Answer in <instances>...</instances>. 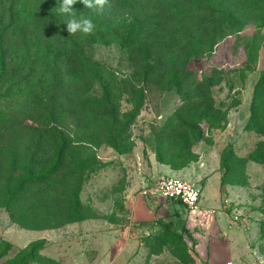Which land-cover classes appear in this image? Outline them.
Here are the masks:
<instances>
[{
	"label": "rangeland",
	"instance_id": "obj_1",
	"mask_svg": "<svg viewBox=\"0 0 264 264\" xmlns=\"http://www.w3.org/2000/svg\"><path fill=\"white\" fill-rule=\"evenodd\" d=\"M61 2L0 0V28L23 16L0 50V264H209L236 216L264 264V0H77L90 35ZM157 157L193 160L199 210L154 198L138 220Z\"/></svg>",
	"mask_w": 264,
	"mask_h": 264
},
{
	"label": "crops",
	"instance_id": "obj_2",
	"mask_svg": "<svg viewBox=\"0 0 264 264\" xmlns=\"http://www.w3.org/2000/svg\"><path fill=\"white\" fill-rule=\"evenodd\" d=\"M193 169L195 172H198L196 167L193 165H190L180 171H174L167 165L152 161L145 171L140 170V172L136 173L138 179L133 186H141L142 189H144L147 187H152L155 184L157 185L161 181L170 177L188 179L192 175ZM156 206L157 205H155L154 199H138L135 203V212L138 220L144 221L146 216H149L151 213H155L156 209H158ZM224 223L226 224L229 233L223 232L221 230L222 227L220 226L219 221L216 222L217 232L215 234H211L208 242V262L209 264H227L228 262L232 261L234 264H244V257L248 253L245 248L240 247V242H244V239H242V230L247 231L250 226L245 223L244 226L239 227L238 225L237 227H231V229H229L226 221H224ZM234 238L237 242H235L237 246L236 244L229 246ZM228 242H230V244H228Z\"/></svg>",
	"mask_w": 264,
	"mask_h": 264
},
{
	"label": "built area",
	"instance_id": "obj_3",
	"mask_svg": "<svg viewBox=\"0 0 264 264\" xmlns=\"http://www.w3.org/2000/svg\"><path fill=\"white\" fill-rule=\"evenodd\" d=\"M141 198H160L166 201H180L187 209L191 211L199 210V202L201 191L193 184L185 181L182 178L170 177L161 181L159 184L144 188L140 191ZM213 214L212 211H207ZM235 226H244L245 223L241 222L239 217L233 218L232 222ZM227 264H234L232 261Z\"/></svg>",
	"mask_w": 264,
	"mask_h": 264
},
{
	"label": "trees",
	"instance_id": "obj_4",
	"mask_svg": "<svg viewBox=\"0 0 264 264\" xmlns=\"http://www.w3.org/2000/svg\"><path fill=\"white\" fill-rule=\"evenodd\" d=\"M132 1H135V0H132ZM19 6H21V5H18L17 8L11 9V11L9 12V15L7 17L8 24L5 25L4 27L0 28V50L2 52L5 50V48L7 46V43H9L10 36L12 34H14L16 31H18L19 28H21L23 26L22 10L19 9ZM7 13H8V11H7ZM24 30H25V28H24ZM17 37H19V35H17ZM61 45L62 46H67L66 44L60 43V45L57 48L58 51L62 50ZM43 48H45L44 51H45L46 54H50V52H51L50 45H45V47H43ZM77 50L79 51V56H80L82 62L85 65L99 66V64L96 61H94L93 59H90V58L88 59V57L85 55L84 46L79 48V49H77ZM152 161H154L156 163H159V164L167 165V166L171 167V169L174 170V171L183 170V169L187 168L190 165L189 163L193 162V160H189V161H187L186 164L181 165L180 167H175V165L173 163H166V162L160 161L159 157L155 158L154 160L151 159L149 161V164ZM147 199H154V197H149ZM170 202H175V203L183 205L180 201H170ZM30 258H32L31 260L33 262H37L35 258H33V257H30ZM22 264H26V262H23Z\"/></svg>",
	"mask_w": 264,
	"mask_h": 264
},
{
	"label": "clouds",
	"instance_id": "obj_5",
	"mask_svg": "<svg viewBox=\"0 0 264 264\" xmlns=\"http://www.w3.org/2000/svg\"><path fill=\"white\" fill-rule=\"evenodd\" d=\"M83 5L89 9H96L97 11H103L105 6L109 5V0H81ZM77 0H62L56 11L67 17L65 24L66 30L69 35H75L78 32L84 35H90L94 31L95 25L90 18L78 17L74 5Z\"/></svg>",
	"mask_w": 264,
	"mask_h": 264
}]
</instances>
